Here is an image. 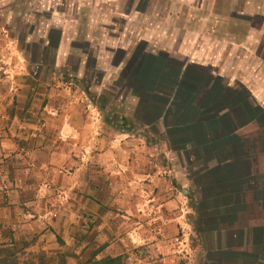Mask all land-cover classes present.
<instances>
[{
  "label": "crops",
  "instance_id": "1",
  "mask_svg": "<svg viewBox=\"0 0 264 264\" xmlns=\"http://www.w3.org/2000/svg\"><path fill=\"white\" fill-rule=\"evenodd\" d=\"M62 1L59 19L48 3L45 51L70 83L46 115L9 107L28 63L0 0L1 229L39 234L48 221L70 245L80 222L96 258L127 251L131 264H264V0ZM40 4L16 17L18 44L25 21L39 33ZM37 114L41 125L25 120ZM22 139L49 163L23 156ZM66 180L78 205L49 210L50 194L71 195L49 186Z\"/></svg>",
  "mask_w": 264,
  "mask_h": 264
},
{
  "label": "rangeland",
  "instance_id": "2",
  "mask_svg": "<svg viewBox=\"0 0 264 264\" xmlns=\"http://www.w3.org/2000/svg\"><path fill=\"white\" fill-rule=\"evenodd\" d=\"M33 0H8L7 5L8 10H9V17H8V23H7V29H8V37L9 40H15V47L19 49V54L23 52L25 56V60L28 63V66L18 70V73L14 75V77H17L19 80H11L14 81L11 85L13 90L10 91L13 99V102L9 104V107L11 111H18L20 110L23 111H29L33 110L34 113H36V110H39L40 113H45L46 115L49 112H47V108H51L53 106H57L55 104H64L65 100L62 99L63 101L57 102L53 100L54 96L53 93L55 92L56 89L61 90L62 88H65L66 83H70V78H67L65 74L63 73L64 68L61 69H55L53 64V49H50L48 52L45 51V44L47 43V39L49 38V41L51 42V37L52 34L50 33V30L48 28V19L50 16V7L48 3L54 4L53 5V15H55L59 19V15L62 12L63 9V1L62 0H41L40 4V15H39V21H40V31L38 34H35L34 37L31 36L32 32V27H31V19L29 21H25L26 23L23 25L22 31L24 35H26L28 40H25L24 43H19L16 41V36L18 34V28L16 26V17L20 13H26L27 11L32 12V4ZM55 12V14H54ZM37 19V18H36ZM36 19L33 21L35 23ZM28 22V23H27ZM20 23V21H19ZM58 23V22H57ZM17 28V29H16ZM20 28V25H19ZM55 30V29H54ZM34 41V44L32 43ZM28 43V44H26ZM80 52L82 49H80ZM39 61V63H37ZM39 65V66H37ZM70 68V67H69ZM1 73L3 75V72L1 70ZM37 77V78H36ZM38 81H35L38 79ZM81 81V80H79ZM73 86L80 87L78 85V82L72 83ZM72 88V87H71ZM18 95H20L22 98H19L21 100L17 101ZM106 104V103H104ZM51 106V107H47ZM45 109V110H43ZM25 116V115H23ZM34 119L31 116H26L25 120L31 124H39L41 125L44 123V118L42 115L37 114V116ZM115 120H118L115 118ZM57 136V135H56ZM54 138V137H52ZM56 138V137H55ZM59 138V137H58ZM15 139V137H14ZM17 139V138H16ZM18 141V139H17ZM25 140H20L19 143V148L24 149L23 156L28 153V155L37 156L38 155V161L42 160L41 163L44 165H47L49 162L45 158L46 155H49V152L47 151V148L42 149V147H35L31 149V146L27 144V142H24ZM59 142H57L54 147H52L51 151H57L58 156H64V149L59 148ZM35 147V148H34ZM33 151H31V150ZM28 150V152H26ZM37 150V151H36ZM36 152V153H34ZM75 153V152H74ZM15 154V153H14ZM13 154V155H14ZM26 157V156H25ZM10 158V157H9ZM15 160V158H12ZM19 159V163H15L14 165L16 166L17 169L22 168L21 171L23 170L24 167L30 168L33 170L32 166V159H30L28 162L24 163L25 161ZM26 159V158H25ZM46 159V160H45ZM74 159H77V157H74ZM8 160V158H7ZM45 160V161H43ZM51 166V165H50ZM62 166V169L67 172L71 173L76 169V164L74 161V164L68 163V165H65L63 162H59L57 167ZM53 167V166H51ZM123 168H120V171ZM92 170H96L93 169ZM33 173V171H32ZM31 173L27 176H30ZM36 175V172H35ZM18 176V172H17ZM144 182V181H143ZM39 183V182H38ZM55 186L51 184L49 186V191H53L55 194H58L57 192L59 190L65 189L67 193H71V195L64 200V196H55L50 194L49 196L55 199H52L49 205V210L51 206V210L54 212L58 209V206L62 207L66 205H69L70 203H74L75 206L78 205L72 198V194L80 193L79 189L76 190L74 187H72L70 184L71 182L66 180V183L64 184L65 186H61L62 182L58 181L55 182ZM37 184V182H36ZM38 185V184H37ZM128 187V184H124ZM1 192V191H0ZM6 194V193H4ZM34 194L30 193L26 197L30 199H34L33 197ZM80 195V194H79ZM7 197V196H5ZM73 201V202H72ZM28 207L31 206H22V208L29 210ZM79 207V206H78ZM121 215H127V213H121ZM52 219L51 221H54L56 219V214L53 213L51 216ZM77 230L76 232L71 231V238H73V242L71 241L68 245L67 241L64 239L65 234L63 232L57 233L54 231L51 227L48 221L46 222L45 226L39 228L40 233L37 234L35 232L34 234L26 233L25 234H17L16 230H12L10 227L9 229H1L0 231V250L2 248H6L4 245L8 247H13L14 252H15V257L17 259V262L22 264V262H28L29 264H96L99 263L101 260L96 258L97 256V247L99 244L98 242L94 241L92 244H89V249H87V246H85L84 243V235H83V230L85 228L81 227L80 222L77 224ZM49 229H48V228ZM48 230V231H47ZM63 230V229H62ZM47 231V232H46ZM122 236L125 235L123 233V229H121ZM45 234H49V236L52 237L53 241L57 244V247L55 248H47L49 245V242L47 240L46 242V236ZM68 234V232H67ZM43 236V237H42ZM68 236V235H67ZM4 246V247H2ZM101 246V245H99ZM49 247V246H48ZM122 249L128 250V247H123ZM139 252L137 255H144V250L137 249ZM135 250V251H136ZM2 256L0 255V258ZM119 259V264H131L132 260H130L129 255L127 251H123L120 256H117ZM104 259V258H103ZM134 262V261H133Z\"/></svg>",
  "mask_w": 264,
  "mask_h": 264
},
{
  "label": "trees",
  "instance_id": "3",
  "mask_svg": "<svg viewBox=\"0 0 264 264\" xmlns=\"http://www.w3.org/2000/svg\"><path fill=\"white\" fill-rule=\"evenodd\" d=\"M6 248H2L0 250V255L2 256L0 258V264H20L17 262V259L15 257V252L13 247H8L4 245ZM2 246V247H4ZM22 264H29L27 261L22 262ZM96 264H119L118 257L115 258H104L99 263Z\"/></svg>",
  "mask_w": 264,
  "mask_h": 264
}]
</instances>
